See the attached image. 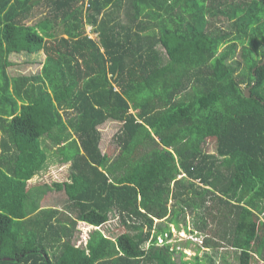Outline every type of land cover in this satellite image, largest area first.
I'll use <instances>...</instances> for the list:
<instances>
[{
	"label": "trees",
	"instance_id": "1",
	"mask_svg": "<svg viewBox=\"0 0 264 264\" xmlns=\"http://www.w3.org/2000/svg\"><path fill=\"white\" fill-rule=\"evenodd\" d=\"M39 51V72L9 73ZM263 57L264 0H0V264H215L184 259L172 226L264 264ZM43 139L68 179L29 185ZM50 189L60 209L42 207Z\"/></svg>",
	"mask_w": 264,
	"mask_h": 264
},
{
	"label": "rangeland",
	"instance_id": "2",
	"mask_svg": "<svg viewBox=\"0 0 264 264\" xmlns=\"http://www.w3.org/2000/svg\"><path fill=\"white\" fill-rule=\"evenodd\" d=\"M110 13H112V11H110ZM120 15L122 16V21L127 20V18H125V9H122ZM91 29L92 27L90 25H87L85 31L86 33L89 34L90 37L95 38L96 34L92 32ZM9 59L14 63L13 66L8 68L9 73L11 75H18V74L28 75L40 71L42 66L41 63L43 62L44 59V54L42 53V51H39L38 53L35 54H27L23 52L12 53L10 54ZM120 126L121 123L115 120H107L105 123L99 126L101 132L99 147L102 153L104 152L109 153L110 151L111 152L110 156L111 157L114 156V154L117 151V147L113 136L119 130ZM43 145L47 147V153L49 159L47 166L41 172L36 174L37 177L32 178V180L35 179L36 181L35 185H42V184L50 185L53 182L65 181L70 171L69 163L63 164L62 162L58 161L59 159L58 154L54 152L55 150L52 148V146L48 143L46 139H43ZM206 150L208 152L215 151V143L212 139L207 140ZM64 198L65 195L62 192H57L53 189H50V191L46 192L45 199L41 202V205L43 207L45 206L62 207ZM188 219L189 217H187V220ZM92 229H94L93 226L87 225L83 222H78L76 226L75 234L72 238V243L75 245H85L86 239L88 238V235ZM100 229L104 234L110 237H116L118 234L126 231L127 228L121 224L118 216L114 214H110L109 220ZM181 229L177 231L172 226V237L169 239L168 242L179 248L182 251V253L186 255L184 259H190L194 254L197 253L198 255L201 256L204 254L212 256L215 261V264L237 263L236 254L234 251L231 250L218 249L217 250L218 253L214 249H210L208 251L201 249L197 251V248L201 246L200 240L202 234L199 233L197 234L195 232L192 234H188ZM221 254H225L224 259L220 256ZM174 256L176 259H178L180 256L179 252L176 253ZM252 264H263V262L253 261Z\"/></svg>",
	"mask_w": 264,
	"mask_h": 264
},
{
	"label": "water",
	"instance_id": "3",
	"mask_svg": "<svg viewBox=\"0 0 264 264\" xmlns=\"http://www.w3.org/2000/svg\"><path fill=\"white\" fill-rule=\"evenodd\" d=\"M263 64H264V57H263L262 61L258 65H263ZM250 88H251V86L247 87L245 89V91H244V94H245L246 97H250V95H251L250 94Z\"/></svg>",
	"mask_w": 264,
	"mask_h": 264
},
{
	"label": "crops",
	"instance_id": "4",
	"mask_svg": "<svg viewBox=\"0 0 264 264\" xmlns=\"http://www.w3.org/2000/svg\"><path fill=\"white\" fill-rule=\"evenodd\" d=\"M63 164H67V163H63ZM67 166H68V165H67ZM42 170H43V169H42ZM42 170H41V171H42ZM41 171H40V172H41ZM34 177H37V176L35 175ZM67 179H68V177L66 178V180H67ZM35 182H36L35 179H34V180L30 179L28 183H29V185H35ZM57 182H58V181H57ZM49 191H50V190H49ZM64 199H65V198H64ZM42 207H43V206H42ZM45 207H55V208L57 207V208L60 209V206H45Z\"/></svg>",
	"mask_w": 264,
	"mask_h": 264
},
{
	"label": "built area",
	"instance_id": "5",
	"mask_svg": "<svg viewBox=\"0 0 264 264\" xmlns=\"http://www.w3.org/2000/svg\"><path fill=\"white\" fill-rule=\"evenodd\" d=\"M86 240H87V239H86ZM159 242L162 243V239H161V238H159ZM200 243H201V240H200ZM85 244H86V243H85Z\"/></svg>",
	"mask_w": 264,
	"mask_h": 264
}]
</instances>
